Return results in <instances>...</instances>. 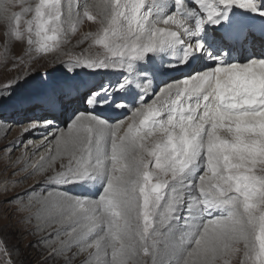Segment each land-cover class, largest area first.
I'll list each match as a JSON object with an SVG mask.
<instances>
[{"label": "snow or ice", "instance_id": "1", "mask_svg": "<svg viewBox=\"0 0 264 264\" xmlns=\"http://www.w3.org/2000/svg\"><path fill=\"white\" fill-rule=\"evenodd\" d=\"M79 7L0 0L4 46L52 51L66 36L62 24L79 22ZM82 7L87 21L98 20L94 42L105 55L53 63L31 91L17 92L29 77L0 89V109L25 114V131L37 128L28 111L41 109L50 129L56 113L71 110L66 130L48 141L53 148L33 164L17 157L12 175H25L3 182L6 193L9 183L43 175L5 203L29 211L25 220L56 226L44 264H74L83 253L81 264H93V255L96 264H229L236 256L238 264H264V0H93ZM58 67L64 75L48 80ZM161 69L181 75L157 92ZM81 70L116 72L117 79L88 86ZM109 108L121 115H100ZM15 147L0 152L10 160ZM13 251L0 238V264H15Z\"/></svg>", "mask_w": 264, "mask_h": 264}, {"label": "bare ground", "instance_id": "2", "mask_svg": "<svg viewBox=\"0 0 264 264\" xmlns=\"http://www.w3.org/2000/svg\"><path fill=\"white\" fill-rule=\"evenodd\" d=\"M31 1L32 0H29V3H31ZM149 2H150V0H146V3H149ZM157 2H160V0H157ZM84 3L91 4V3H93V0H73L74 6H76V5L82 6ZM13 10H19V9L16 8ZM11 11H12V9L10 8L9 14L11 13ZM69 26H70V28L68 30L70 32L74 33L75 30L77 29V26H79V22H74L73 24H71ZM161 27H165V26L161 24ZM167 27L173 28V30H174L175 26L169 25ZM4 30L5 29L3 26V22L0 21V75L5 76V78H3V79H5L7 82H9V84L15 85L18 80L22 82L26 77H29L28 80L26 82L22 83L21 85H25L24 87H30L32 85L31 83L33 82V79L37 80L38 77H40V75H38V73H36V71H35L36 68L41 67L40 63L47 64L44 66V68L51 69L53 67V63H55L56 65H59L61 62H67V60L65 59L66 58L65 55L62 56L61 54L57 53V52H59L57 47H55L52 51L47 52L46 57H44L43 60H40V61L36 60V62H35V59H36L37 55L35 56L36 53L30 51V49L27 50L28 46H27L26 42H16V43H13L9 47L6 48L3 44V32H4ZM64 43H65V41H64ZM22 46H23V48H25L24 50H27V51L18 52ZM59 46H60V44H59ZM86 47H88V46H86ZM79 52H81V51H79ZM41 56H43V55H41ZM27 62H28V64H27ZM11 69L15 73L12 72L13 74L11 73L10 75H8L10 73L9 71ZM61 69L62 68L58 67L57 69L53 70L50 75L56 76L58 74V72L61 71ZM79 74H80V72H79ZM114 74L115 75L113 77H101L100 76L99 78H97V81H93V84L97 85L98 82H100V84H102L103 82H105V80L108 81L109 83H115V81L117 79V74L116 73H114ZM180 75H181L180 72H177V71H174L171 69H161L160 72L155 77L156 82H155L154 86L156 87L157 92L159 91V87L164 86L165 82H171L172 78H179ZM93 77H94V75L91 77L90 81L93 80ZM42 78H45V77L42 76ZM9 84H7V85H9ZM2 85H3V83H2ZM1 86H0V89H2V88L5 89L8 87V86L1 87ZM17 87H19V85ZM149 93H151V89H149ZM123 99L129 104V107H131V105L135 104V100L132 96L125 95L123 97ZM151 99H155V97L152 96L147 102L148 103L151 102ZM73 107L74 108H80L81 110H83L85 108L84 106H81V105H79V106L74 105ZM4 110H6V109H4ZM68 115H71V110L66 112V113H63V114L56 113L55 114V121H54L53 125L57 128L53 127V125H52V127L50 129L49 128L46 129V128L42 127V123H44V121H42L40 119L39 120L36 119L35 122L37 124V128L30 130V131H25V128L28 127V124H25V123H27L28 121L25 119H21V120H19L18 124L16 123V125H18V126L14 130V136H12L14 138L13 140H9L6 137V134L4 135V133L9 130L10 125L4 124L5 121H0V123H3L0 125V148H4L6 145H10L12 142H15V144L17 145L18 143L22 142V139L24 137H28V139H31V142L29 143L30 146H26V147L23 146L18 150H15L16 148L14 150H12L10 160L8 159V157L4 153L0 156V157H3V159H0V163H2V165H3V167H2L3 172L0 175V185H1V188H0V220H1V222L0 223L3 225L1 227L7 228L8 226H10V222L12 220L19 218L18 221H20V222H18V221L17 222L19 223L18 225L20 227H15L13 229L11 228V231H12L11 234L15 235L17 232H20V230L24 231V233L29 234L31 237H33V240H35L37 242L36 246H37L39 253H42V252L47 250V244L45 243V241L49 238L50 235H51V240L56 241V237L54 235H52V233H54V231H55L56 226L53 225L52 227H47L46 223L44 221H38L34 216H32L30 219L25 220V217H29V211H19V210H17V211L16 210H10L9 211L8 209L3 207L2 202L7 200V199L12 198L13 196H16L17 194H21V193L25 192L26 190H29V189L33 188L34 186L38 185L39 182L43 180V175L40 173H37L35 176L29 177L27 180H23L21 183H9V184H7L8 191L6 193L4 192V188L6 185L3 182L4 181L21 180V178L25 175V173H19V175H17V176L12 175L14 168L11 166V162L15 161L17 157H20L23 155L26 157L27 162L29 164H33V163L39 162L40 156L42 154H45L48 149L53 148L54 142L48 143V141L51 140L52 135L54 133L57 135L59 134L57 132L58 128L66 130V128H64V123L67 121ZM100 115L101 116H108V117H117V116H120L121 113L117 109L109 108V109L100 111ZM127 115H129V113ZM127 115H123L122 118L127 117ZM125 121H127V120H125ZM126 126L127 125L125 124V127ZM45 132L48 133L47 136H45ZM12 137H11V139H12ZM35 141H38V142H35ZM45 144H47V149L43 146ZM23 166H24V161H21L20 164L15 165V168L18 169V168H21ZM28 171H33V169L29 168ZM41 192H42V189L37 187L36 188V195H40ZM43 194L46 195V193H43ZM24 200H25V203H27V197H25ZM10 207L13 209H16L18 207V205L13 204V205H10ZM37 208H39V204L34 203L33 206L31 207L30 211L35 212ZM18 229H20V230H18ZM62 238L63 237H61V239ZM90 251H94V250H90ZM22 256L25 257L26 256L25 253H23ZM87 256H88V253H83L82 255L77 257L74 264H81V262L84 261ZM27 258H28V256H27ZM240 258H241L240 256L229 257L228 258L229 264H238V261ZM102 259H103V256L101 255V260ZM91 260H92L93 264H96L95 255H93ZM50 262H51V264H53L52 261H50Z\"/></svg>", "mask_w": 264, "mask_h": 264}, {"label": "rangeland", "instance_id": "3", "mask_svg": "<svg viewBox=\"0 0 264 264\" xmlns=\"http://www.w3.org/2000/svg\"><path fill=\"white\" fill-rule=\"evenodd\" d=\"M36 1L38 2V0H32L31 3H36ZM13 2H15V1L13 0ZM64 2H65V0H62V3H64ZM79 11L82 14V12H83L82 6L79 7ZM62 27L67 29V33H66V36L62 35L61 36L62 38L60 37L59 44L61 47L60 46L57 47V49L59 51L57 53L61 54L62 56L65 55V57H66L65 59L67 60V62H69L70 60L74 62L76 58H80L81 61L83 62V60L87 59L88 57L97 58V57H102L105 55L103 47L101 45L95 44V42H94V37L100 30L98 20L96 22L87 21V19L81 15V17L79 19V26H77V29L75 30L74 33L70 32L68 30L70 28L69 25H67V24L63 25L62 24ZM64 41H65V43H64ZM86 46H88V47H86ZM24 49L25 48H23V46H22L18 52H24V51L29 50L28 47H27V50H24ZM30 51L36 53L35 56L37 55L35 62H36V60L37 61L43 60L44 57H46V53H47V52L37 53L34 50H30ZM79 51H81V52H79ZM41 55H43V56H41ZM27 64H28V62H27ZM40 64H41L40 65L41 67H38L35 69L36 73L39 72L38 75H40V77H38L37 80L33 79V82L31 83L32 85L30 87H24L25 85H19V87H17V92L31 91L34 88H36L38 85H40L41 83L46 82V79L42 78V76H43L42 74L44 73L43 71H45V69H46V68H44V66L47 64H44V63H40ZM47 69H49V68H47ZM11 70L9 71L10 73L8 75H10L13 72V70L12 71ZM13 73H15V72H13ZM114 73H116V72H100V73L95 74L93 77V80L90 81L93 74H89L87 72V70H81L80 74L78 75V78L83 80L88 86H93V87L98 88L101 85H108L109 82L105 80V82H103L102 84H100V82H98L97 85H94L93 81H97V78H99L100 76L101 77H113L115 75ZM63 75H64L63 69H61V71H59L56 76L50 75L47 79L53 80V79L60 78ZM3 78H5V76L0 75V86L3 83V85L1 87H6L9 85H12V84H9V82H7ZM7 84H9V85H7ZM2 89H4V88H2ZM149 103H151V102H149ZM77 105L79 106L81 104H77ZM81 106L86 107L85 105H81ZM4 109H6V110H4ZM44 114L45 113L39 108H37L35 111H28L26 113L27 116L35 117L38 120H39V117L43 116ZM24 115L25 114H23V113L16 114L11 108L0 109V121H5L4 124L10 125L9 130L4 133V135L6 134V137L9 140L14 139L12 136H14V130L18 126V125H16V123L18 124L19 120L24 119ZM129 115H130V113H129ZM69 116L70 115H68L67 117H69ZM123 119L127 120V117H124ZM35 121H36V119L33 122L36 123ZM1 124H3V123H0V125ZM25 124H28V122ZM42 127L46 128L45 122L42 123ZM53 127H55V126L53 125ZM55 128H57V127H55ZM64 128H65V124H64ZM46 129H48V128H46ZM11 137H12V139H11ZM30 142H31V139H28V137H24L22 139V142L18 143L17 144L18 146L15 147L16 149L15 148L14 149L18 150L23 146H25V147L30 146V144H29ZM35 142H38V141H35ZM0 149H3V148H0ZM2 154H3V152H0V156ZM0 166H1L0 167V171H1L0 175H1L3 172L2 163H0ZM0 188H1V185H0ZM7 200H9V199H7ZM5 201L2 202V205L4 208L8 209L9 211L10 210H16V211L18 210V207L16 209H13L10 207V205H13V204L5 203ZM18 220H19V218L12 220L10 222V226H8L7 228L1 227L3 225L0 223V238H3L7 247L9 248V250L15 249V251L12 252L11 259L15 262V264H44L45 257L47 256V250L42 252V253H39L37 246H36L37 242L35 240H33V237H31L27 233H24V231H22L20 229H18V230H20V232H17L15 235L11 234V232H12L11 228L13 229L15 227H20L18 225L19 224L18 222H20V221H18ZM0 222H1V220H0ZM23 253H25V255H26L25 257L22 256ZM27 256H28V258H27ZM49 263L51 264L50 261H49Z\"/></svg>", "mask_w": 264, "mask_h": 264}]
</instances>
